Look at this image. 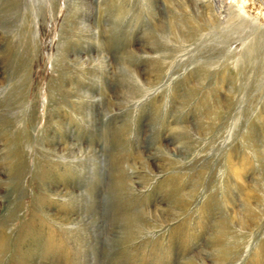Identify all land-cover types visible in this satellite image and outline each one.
<instances>
[{
    "label": "rangeland",
    "instance_id": "obj_1",
    "mask_svg": "<svg viewBox=\"0 0 264 264\" xmlns=\"http://www.w3.org/2000/svg\"><path fill=\"white\" fill-rule=\"evenodd\" d=\"M213 7L0 0V264H264V38Z\"/></svg>",
    "mask_w": 264,
    "mask_h": 264
},
{
    "label": "bare ground",
    "instance_id": "obj_2",
    "mask_svg": "<svg viewBox=\"0 0 264 264\" xmlns=\"http://www.w3.org/2000/svg\"><path fill=\"white\" fill-rule=\"evenodd\" d=\"M209 3L215 7V13L218 18L220 16V12L222 13V11L225 10L229 12L223 19V24L226 25V28H231L235 22L241 27H245L247 30L251 29L253 31H260L262 37L264 38V0H260L259 2L256 0H234L231 3H226V6L225 2L222 0H209Z\"/></svg>",
    "mask_w": 264,
    "mask_h": 264
}]
</instances>
